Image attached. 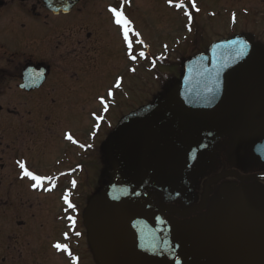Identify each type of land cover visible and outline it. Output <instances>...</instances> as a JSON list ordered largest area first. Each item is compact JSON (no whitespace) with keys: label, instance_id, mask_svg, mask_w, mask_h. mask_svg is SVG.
I'll return each instance as SVG.
<instances>
[{"label":"flooded vegetation","instance_id":"obj_1","mask_svg":"<svg viewBox=\"0 0 264 264\" xmlns=\"http://www.w3.org/2000/svg\"><path fill=\"white\" fill-rule=\"evenodd\" d=\"M130 1L133 0H69L65 8H60L59 0H52V7L43 0H0V20L5 18L10 21H17L29 17L42 21L45 25H48L50 21L54 22L47 31L45 29L36 30L32 37L26 38L25 42H30L31 39L34 40V43L40 42L38 47L41 49H11L13 51L9 58L7 56L8 50L0 48V264H45V262L54 264L51 261L53 258L52 251L57 256H62L68 264H81L88 261L91 264H102L86 225V214L95 206L114 208L131 203L150 214L158 244L156 259L165 240L168 239L170 244L173 243L174 245L186 243L187 235H189L187 232L191 234L197 229L206 239L214 242H226L225 237L218 233L222 223L224 225L239 224L242 214L232 211L229 213L225 210V216H218L217 214L221 211L218 210L220 207L208 205L211 193H220L221 183L233 179L239 182L236 185L239 187H234L237 192L246 189L264 195L263 188H259L264 185V182L243 183L241 181L242 177L264 175V169L246 173L251 168L244 166L241 169L238 167L236 170L227 172L225 169L222 171L219 168V171L207 179L205 184L201 182V188L196 187L195 195L191 194L193 185L197 182L196 178L200 175L199 173V175L195 174L193 167L197 163L202 168L204 165H208L205 163L207 160L202 159L201 161L200 158L206 153H210L212 157L216 153L220 157L223 154V144L231 149L241 147L243 142L249 145L251 141L248 137L253 131L258 137L254 143L251 142V158L253 155L264 168L263 156L257 155L253 150L255 145L264 141V82L260 88L262 92L260 100L256 103L247 100L248 103L252 102V111H239L238 107L242 103L239 98L242 95V86L238 79L231 84V80L227 77L223 99L219 108L215 110L193 111L183 108V111L178 112L164 106L166 110L180 119L181 124L190 135L195 136L200 141V153L195 161L180 169L161 171L154 178L144 181L145 183L142 181L141 183L144 184L134 194L128 195L125 191L124 203L119 205L115 204L114 193L110 192L109 189L104 193H99L96 190L93 191L94 194L83 195L82 200L80 199L81 204H74L71 201L69 190H64L66 184L71 190H75L78 188V179L82 181L84 178L92 176L93 180L96 177L97 181L98 174L90 175L89 166L94 173H97L98 162H101L104 171L100 174L107 184L110 176L116 174L114 171L116 158L108 150V142L115 135L122 120L136 113L124 116L118 125H115L117 124L116 115L114 116L115 106L112 104L118 101V96L127 97L125 89L131 75L130 66L128 65V70L125 69V71L122 68L121 74L117 75L112 83L110 80L109 82L105 81V78L101 76L98 77L99 50L96 45L97 39L93 37L95 33H103V27H111L112 25L117 30L122 43L123 59L121 58V60L123 63L124 61L130 63V58L127 57L129 50L124 42L122 29L114 23L115 18L109 11L110 8H115L121 11L128 20L129 14L124 9ZM161 1L154 0L156 4ZM166 1L165 4L168 5L166 7L169 9H176L175 5L178 3L183 4V11L179 14L182 20H195L191 0H177L171 3L169 0ZM258 1L259 6L264 8V0ZM234 2L239 3L240 1L234 0ZM252 5L250 4L251 8L259 9L258 4H254L253 7ZM239 7L241 8L238 9ZM239 7H235V10H231L232 7L229 8L228 6L222 7L218 15L221 22L226 23L225 18H228V22H231L229 23L230 30L232 27L237 28L239 22H242L239 18L243 12L248 15L251 14L248 7L240 14L239 11L243 8L242 6ZM251 8L250 10H252ZM186 12L188 15H185ZM90 25L93 27V32L87 34L85 45L92 39L94 45L92 49L82 45L84 31ZM224 27L226 31L227 24ZM73 29L80 38L73 40L70 45L77 43L79 48L84 49H46V40H43L46 32L53 33L56 31L65 36V32L71 33ZM132 32L134 30L130 29L129 38ZM29 33L33 32L29 31ZM248 33L252 32L242 30L232 33L233 35L230 36L244 35L252 44V57L256 50V43L252 40L254 36ZM259 48L263 49L264 45L261 44ZM145 49L136 47L133 51V55L136 56L135 60L139 64L138 68H143V71L152 70L151 66L153 65L159 72V74L155 72V78L163 82L167 90L176 91L179 80L176 81L175 73H171L174 83L170 86L168 84L173 81V78L164 77L163 80V76L161 77L163 74L161 65L156 62L159 56L154 54L152 58L154 64L150 61L148 63ZM141 52L145 53L146 56H140L139 53ZM150 54L149 51V59H151ZM84 69L88 70L83 72ZM94 69L97 73L92 72ZM91 75L93 76L91 79L94 80H92L91 85H88ZM117 80L120 81L118 88L115 87ZM94 82L97 86L95 88ZM108 83L110 87L104 90V85H108ZM87 85L88 89L86 88ZM256 88L259 89L257 85ZM162 89L164 90V87ZM109 91L112 92L111 96L108 95ZM254 91L245 87L247 97ZM76 92L89 102H92L94 98L99 103L98 101L103 97L108 102L107 109L102 107L100 112L94 111L89 114L88 122H92L91 128L87 126L83 130L80 127L62 129L59 126L60 118L67 111L66 103L77 96ZM75 113L78 116L82 114V112ZM216 113H218V118L215 116ZM243 113L249 115H243ZM194 114L204 115L203 119H200L202 122L196 121L198 130H194L184 120V117L193 120ZM84 117L86 118V116ZM111 117L114 120H111ZM243 121L246 122V126L242 125ZM190 122L192 123V121ZM242 126L248 130L243 131ZM107 131L110 133L109 136L100 141L99 135ZM67 134H70L76 143L68 140ZM50 144H54L55 149H51ZM240 154H244V151H240ZM97 157L99 159L94 160ZM21 162L33 174L47 178L41 187L34 189L32 187L34 181L23 176V171L19 167ZM213 164L215 163L210 162L209 167ZM165 180L170 181L168 184L171 189L164 186ZM218 186L220 187L218 188ZM189 187H191V191L186 189ZM61 191L62 194H60ZM55 196L58 199L56 202L53 199ZM197 196L200 197V202L199 205H194L193 199ZM65 198H67V203ZM52 199L53 204H51ZM69 204L73 207L70 208ZM163 206L176 208L179 212H164ZM195 208L199 209L189 212ZM259 209L264 214V207ZM34 213L40 217L41 225H43L41 228L44 230L42 240L35 243H33L34 238L29 233L18 235V231L24 232L26 230L30 219L34 217ZM238 214L241 215L238 216ZM70 216L73 220L68 219ZM64 226L68 227L66 231H64ZM55 231L60 238L57 236L56 240L50 244V236L55 234ZM65 234H67V238ZM57 243L66 244L71 256L68 252L58 251L54 247ZM189 253L190 255L193 254L191 251Z\"/></svg>","mask_w":264,"mask_h":264},{"label":"rangeland","instance_id":"obj_2","mask_svg":"<svg viewBox=\"0 0 264 264\" xmlns=\"http://www.w3.org/2000/svg\"><path fill=\"white\" fill-rule=\"evenodd\" d=\"M165 1L166 0H162L159 4H156L154 0H133L128 3V6L124 9V11L129 14L127 17L130 29L132 28L135 31L130 39L133 41V47L143 46L144 49L146 48L147 62L150 61L152 64H154L152 59L153 55L157 54L159 59H157L156 62H158V65H161V71L163 72V74L161 73V77L163 76V80L164 77H167L168 79L173 78L170 73L174 72L177 79L176 81H178L182 79L183 63L189 60L192 56L206 53L209 46L214 41L233 35L232 33L242 30L252 32L248 34L254 36L252 40L256 43L255 53L249 61L233 70L228 75V79L231 80V84L238 79L242 86V95L239 97L242 103L238 107V110L252 111V102L256 103L260 100L262 95L260 88H262V83L264 82V48H259L261 44L264 45V8L259 6V3H257L259 1L239 0V3H235L234 0H191V3L194 2L196 5L195 8L192 7L195 14L194 21L182 20L179 14L182 13L183 9H169L166 7L168 5L165 4ZM175 1L177 0H171V2ZM250 4H258L259 9H255L253 5V8H251ZM225 6H228L229 8L232 7L231 10H235V7L237 6H242L243 9L239 11L240 14L248 7L251 14L248 15L243 12L239 18L242 22H239L240 24L237 28L232 27L230 30L229 23L231 22H228V18H225L226 23L221 22L218 19L221 8ZM240 8L241 7L238 9ZM250 8L252 10H250ZM7 16L11 18L9 15ZM19 20L10 21L5 18L0 20V48L8 50L7 56L9 58L11 57L10 54L13 51L11 49H41L38 47L40 42L34 43L33 39H31L32 41L30 42H25L26 38L32 37L36 30L42 31L45 29L47 31L51 25L54 24V22L50 21L48 25H45L42 21L40 22L37 19L29 17L28 19L23 18ZM225 24H227L228 27H226V31L224 27ZM102 30L104 31L103 33H95V36L92 34L93 37L97 39L96 45L99 50L98 77L101 76L105 78V81L109 82L110 80L112 83L116 76L121 74L120 72L122 68H124L122 69L123 71H125V69L128 70V65L130 66L129 71L131 73L125 89L127 97L123 98L122 96H118V101H115L112 104L115 106L114 116L116 115L117 122L115 125L117 126L124 116H128L130 113L137 112L147 106H168L169 109H173L178 112L183 111V105L179 97L180 86H178L176 91H170V89L167 90V88L163 85V82L158 81L154 76L155 72H158V69L156 70L153 65L151 66L153 72L150 69H146L145 71H143V68L139 69L138 61L129 57V51L127 53V57L130 58V63H126V61L123 63L121 60V58L123 59L121 51L122 43L117 30L114 29L112 25L111 27H103ZM29 31L33 33H29ZM72 31L71 33L69 31L65 32V36L56 31L53 33L46 32L43 38V40H46V49H84L79 48L77 43L70 45L73 40L80 38L77 36L78 34L76 35V31H74V29ZM92 32L93 27L90 25L86 28L82 37V45L86 46L88 49H92L94 46L92 39L85 45L87 34ZM72 35H75V37H72ZM23 37L24 40L22 41ZM197 38H199V40H197ZM42 46L44 47L43 44ZM133 47L132 54L134 49H136V47ZM149 51L151 52V59L148 57ZM144 55L146 56L145 53ZM87 70L88 69H84L83 72H86ZM92 72H96V70L94 69ZM164 73L166 75H164ZM92 77L93 76L91 75L89 80L90 84H88V82V85L92 84L91 82L94 80L91 79ZM172 83H174V78L168 85L171 86ZM93 84L94 88L97 87L95 82ZM88 85L86 86L87 89L89 88ZM109 85V83L108 85H104V90L109 88ZM256 85L259 89L256 88ZM163 87L164 90L162 89ZM245 87H249V89L255 91L250 93L247 97L245 95ZM159 95L162 96L159 97ZM80 96L81 95L77 93V96L74 99H71L66 103L65 108L68 112L66 111L65 114L61 116L59 122L60 128L70 129L73 127H80L82 130L86 129L87 126H90L91 128L92 122H88V118L90 116L89 114L94 111L100 112L102 107H104V105H101L100 101L97 103L94 98L92 102H89L88 100H85L84 97ZM230 100H232V98H230ZM247 100H252V102L248 103ZM105 103L106 105L108 104L106 101ZM74 111L77 112V114L82 112L86 118L82 114L79 116L76 115ZM69 112L71 114H68ZM194 115L195 117L193 120H188L186 117H184V120H186V124L191 125L194 130H198L199 128L196 121L202 122L201 120L204 115ZM243 115L249 114L243 113ZM215 116L218 118V113H216ZM111 120L114 119L112 118ZM190 121H192V123ZM253 122L254 120L252 121V124ZM242 125L246 126L247 124L243 121ZM247 130L248 128L243 127V131ZM90 131L91 129L89 132ZM109 134V131L104 132L99 135L98 139L100 141L103 139L105 140ZM82 136H85V134H82ZM251 136L255 137V139ZM257 137V134H254L253 131L248 138H250V141L254 143L255 140H257ZM251 142L250 144L248 143L249 145H246V143L243 142L241 147H235L232 149L222 143L224 149L222 151L223 154L220 155V157L216 153L213 154V157L210 153L203 155L200 160H207L205 163L208 165H204L202 168L199 166V163H197L193 167L195 174L200 175L196 178L197 182L193 185V192H191V194L195 195L194 191L196 187L198 186V188H201V184H205L207 179H210L213 174L219 171V168H221L222 171L225 169L226 172L236 170L238 167L241 169L243 166L248 167L249 169L251 168L250 170H247L246 173L253 172L252 170H255V172L263 170L264 168L259 164L253 155L251 158ZM50 147L51 149H55L54 144H50ZM225 148H227L226 151ZM242 150L244 151V154L241 155L240 151ZM212 158H214V160H211ZM96 159L98 160L99 158H94V160ZM210 162L215 163L213 164L214 166L211 165V167H209ZM103 171L104 169L102 163L98 162V170L96 169L97 173H94L89 166L90 175L98 174L97 181L96 177H94L93 180L92 176L84 178L82 181L78 179V188L75 190H71L66 184V188L64 190H69V198L74 204H81L82 202L80 199L82 200L83 195H87L89 193L94 194L93 191L96 190L99 193H104L107 189L114 193L115 204L119 205L123 203L125 191L124 182L117 175H111L108 179L109 183L107 184L105 179H103L100 174ZM242 175H244V173H242ZM168 183H170V181L165 180L164 186L171 189ZM238 183L239 182H236L233 179H228L225 180V182H222L220 185L222 186L220 188L221 192L211 193L208 204L210 207H220L218 210L221 211L217 214L220 217L226 215L224 212L225 210L229 213L232 211L238 213L240 212L242 214H238V216L241 215L239 224L224 225L222 223V227H220L221 230L218 233L220 236L225 237L224 239L226 242H214L206 239L203 237V234L198 231V229L191 234L187 232L189 235H187L188 240L186 243H178L177 245H174L173 243L170 244L171 242L168 241V239L165 240L164 245L160 249V254L153 264H264V224L255 228L248 223L247 219V213L251 207L256 206L263 209L264 195L262 196L258 192L246 189L245 191L239 190V192H237L234 187L238 188L239 186H236ZM220 186H218V188ZM190 188L191 187L186 189L190 190ZM259 188H263L262 191L264 192V185ZM60 194H62V191ZM53 199L55 202L58 200L56 196L53 197ZM53 199L51 204L54 203ZM193 200L194 205H199L200 197L198 198L197 196ZM64 220L67 222L69 221L68 219ZM41 224L42 221L40 217L34 213V217L30 219L26 230L24 232L18 231V235L20 236L29 233L31 237L34 238L33 243L41 241L42 234L44 232L41 228L43 225ZM60 229H62V227H60ZM66 229H68V227L64 226V231H66ZM196 234H199V236H196ZM57 236L60 238L55 231V234L50 236V244L56 240ZM200 236H202V238H199ZM190 251L193 252V254L190 255ZM51 255L53 256L51 261H53L54 264H68L62 256H57L53 251L51 252ZM45 264L52 263L45 262ZM81 264L91 263L88 261Z\"/></svg>","mask_w":264,"mask_h":264},{"label":"water","instance_id":"obj_3","mask_svg":"<svg viewBox=\"0 0 264 264\" xmlns=\"http://www.w3.org/2000/svg\"><path fill=\"white\" fill-rule=\"evenodd\" d=\"M52 7V0H45ZM65 8L69 0H59ZM243 40L245 54L236 58L237 46L232 41ZM252 45L244 36L219 40L208 54L185 63L180 98L191 110H213L224 95L226 75L245 63ZM26 83L28 81L26 80ZM115 155L114 171L122 178L137 183L165 170H176L199 157L200 141L188 134L180 119L168 111L149 107L124 119L115 136L108 142ZM264 163V141L253 147ZM242 182L264 181V176L243 177ZM199 208L190 210L193 212ZM164 212H179L163 206ZM253 226L264 222L263 212L249 210ZM90 238L102 264H152L157 252V239L151 215L131 203L115 208L93 207L86 214Z\"/></svg>","mask_w":264,"mask_h":264},{"label":"snow or ice","instance_id":"obj_4","mask_svg":"<svg viewBox=\"0 0 264 264\" xmlns=\"http://www.w3.org/2000/svg\"><path fill=\"white\" fill-rule=\"evenodd\" d=\"M169 2L171 3V0H169ZM193 8L196 7L195 3L193 2L191 5ZM175 7L177 8H182L183 4L182 3H178L175 5ZM109 11L112 13L114 19V23L118 26H120V28L122 29V34H123V39L124 42L127 45V48L129 50V57L133 60L136 59V56L132 54V47H133V41L130 40L129 38V34H130V28H129V21L124 17L123 13L121 11H118L115 8H110ZM185 15H188V13L186 12ZM189 19H191V17H189ZM233 19L235 20V17H233ZM191 30V29H189ZM138 35V34H135ZM232 44L237 46V51L235 53L236 58H240L241 56H243L245 54V51L248 47V45L243 41V40H238V41H232ZM140 56H143L144 53L141 52L139 53ZM115 87H120V81L117 80L115 83ZM108 95L111 96L112 92L109 91ZM100 103L101 105H104L105 110L107 109V105L105 103L104 98H100ZM99 119V118H98ZM66 138L70 141H72L73 143H76L75 140H73L72 136L70 134L66 135ZM19 167L20 169L23 171V176L29 178L31 181H34L32 187L34 189L41 187V185L44 183L45 177H42L40 175H35L33 174L31 171H29L26 167L24 163H19ZM73 184H75V182H73ZM65 202L67 203V198H65ZM70 208L73 207V205L69 204L68 205ZM69 220H73V218L70 216L68 218ZM74 224V221H73ZM77 235H79V233H76ZM65 237L67 238V234H65ZM54 247L58 250V251H62V252H68V247L66 244H61V243H57L54 245ZM69 256H71V253L68 252ZM74 259V258H73Z\"/></svg>","mask_w":264,"mask_h":264}]
</instances>
